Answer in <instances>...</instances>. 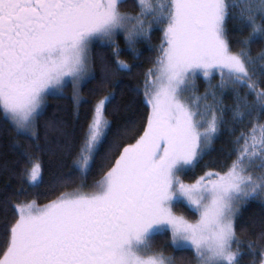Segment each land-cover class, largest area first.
Here are the masks:
<instances>
[{"label":"snow or ice","instance_id":"obj_1","mask_svg":"<svg viewBox=\"0 0 264 264\" xmlns=\"http://www.w3.org/2000/svg\"><path fill=\"white\" fill-rule=\"evenodd\" d=\"M126 0H0V119L13 133L23 185L42 183V164L20 143L42 150L41 126L50 97L72 89L79 109L90 103L83 89L103 78L130 73L120 59L118 37L136 58V45L162 32L142 88L146 122L114 130L109 107L115 90L91 105L75 147L73 174L54 199L5 200L11 209L0 264H181L154 248L167 235L170 246L190 251L195 264H241L244 255L264 264V225L257 241L242 251L238 218L252 200L264 201V0H135L138 11L122 10ZM238 22L235 49L226 24ZM261 45L254 52V46ZM112 50L109 62L95 47ZM233 94V148L219 171L186 182L227 123L223 99ZM209 88L197 95V80ZM117 85L119 81H116ZM51 123L44 121L45 136ZM238 133V134H237ZM122 139L134 140L122 143ZM107 146V147H105ZM51 150V149H49ZM103 152V155H102ZM234 157V158H233ZM100 161L101 175L86 177ZM183 207L189 215L178 213Z\"/></svg>","mask_w":264,"mask_h":264},{"label":"trees","instance_id":"obj_2","mask_svg":"<svg viewBox=\"0 0 264 264\" xmlns=\"http://www.w3.org/2000/svg\"><path fill=\"white\" fill-rule=\"evenodd\" d=\"M122 10L138 11L135 8V0H126ZM228 37L232 43L233 48L238 47L237 39L239 38L238 22L229 20L226 24ZM118 44L121 49L120 59L127 61L133 65L130 73H121L117 77H113L112 83L103 91L93 94V90L100 86L103 78V68L99 60L95 66L96 79L92 81L83 89L82 95L90 101V103L83 104L79 109V123L76 117V104L72 99V89L69 87L65 89L62 96L50 97L48 108L41 126V151H37L34 146H31L30 141H25L21 138L20 143L24 144L29 151L35 153L39 157L42 164V183L37 187H29L23 185L27 189L26 192L21 193L22 184L14 173L20 171L18 160L19 154L12 148L13 133L5 131V125L0 119V246L3 245L6 239V226L12 220L11 209L7 212L3 209L5 200H12L15 202L36 200L39 204L47 203L54 199L60 191L65 190L62 184L64 178L73 174V164L76 159V150L73 147L71 150H65L64 145L67 141L75 145L79 141L83 125L85 123L86 115L95 103L98 96L106 95L108 91L115 90L116 98L113 104L109 107L110 119L113 121L114 130L118 127L124 129L127 127L139 128L146 122L148 109L143 104V96L138 95L134 89L142 88L144 74L149 67L152 66L153 61L158 54L157 49L162 39V32L154 29L151 33L150 43L148 41L140 42L135 47L139 57L126 47L123 37H118ZM261 45L254 46V52L259 51ZM103 55L109 62L112 59V50L109 48L95 47L93 55L99 57ZM119 81L117 85L116 81ZM211 84L218 96L223 99L225 111L223 118L227 122L221 128L220 134L214 139L208 153L203 157L200 163L186 176H183L186 182L203 175L205 171L216 170L219 171L222 165L228 160V154L233 148L232 135L230 129L233 127L231 123L232 113L229 109L233 105V94L229 91L220 92L215 88L219 81L217 76ZM209 88L204 80H201L198 87V94H203ZM66 92V93H65ZM44 121L51 123L48 128L46 136L43 128ZM238 134V133H237ZM134 140L122 139V143H133ZM107 147V146H105ZM51 149V150H49ZM103 155V152H102ZM234 158V157H233ZM101 175L100 161L86 177L87 184L91 185L98 180ZM73 186L80 183L79 174L72 175ZM177 212L189 215L187 209L178 207ZM238 234L242 242V251L246 250L249 241H257L262 225H264V201L252 200L245 205L238 218ZM154 248L162 250L166 255L177 257L181 264H195L192 260L190 251H179L170 246V239L167 235H161L156 238ZM259 257L252 255H244L241 264H251V261Z\"/></svg>","mask_w":264,"mask_h":264},{"label":"rangeland","instance_id":"obj_3","mask_svg":"<svg viewBox=\"0 0 264 264\" xmlns=\"http://www.w3.org/2000/svg\"><path fill=\"white\" fill-rule=\"evenodd\" d=\"M201 80H204V82L206 83V85L209 87L208 82H207L203 77H201L200 79L197 80V92H196L197 95H199V94H198V87H199V83H200ZM214 81H215V80H212V81H211V84H213ZM182 178H183V177H182ZM178 213H179V212H178Z\"/></svg>","mask_w":264,"mask_h":264},{"label":"bare ground","instance_id":"obj_4","mask_svg":"<svg viewBox=\"0 0 264 264\" xmlns=\"http://www.w3.org/2000/svg\"><path fill=\"white\" fill-rule=\"evenodd\" d=\"M66 93V92H65Z\"/></svg>","mask_w":264,"mask_h":264}]
</instances>
